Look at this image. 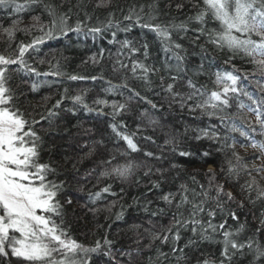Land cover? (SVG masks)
Listing matches in <instances>:
<instances>
[{"label":"trees","instance_id":"trees-1","mask_svg":"<svg viewBox=\"0 0 264 264\" xmlns=\"http://www.w3.org/2000/svg\"><path fill=\"white\" fill-rule=\"evenodd\" d=\"M18 2L22 3L23 0ZM43 3L54 4L59 12L67 13L72 28H75L78 20L86 28L79 33L73 31L66 36L56 34L54 38H46L25 56L27 63L40 73L59 71L64 75L37 76L16 71L18 66H10V86L16 90L18 107L30 118L39 121L35 130L42 138L41 162L50 163L56 169L55 175L50 178L64 182L59 200L64 205V227L69 235L86 246H94L97 240L103 244L105 237L113 242L111 256L104 255L108 251L105 246L100 252L91 254V264H197L198 260L204 258L218 260L222 244L205 241L188 245L189 240L194 239L190 228H181L180 240L176 242L179 248L184 249L183 253H172L171 239L168 243L152 239L157 233L170 237L175 233L174 228L172 233H168L167 229L174 223L176 207L174 204H166L160 197L164 193L177 192L181 184L186 185L189 190L197 191L200 190L199 185L207 187L210 169L216 175L215 183L222 184L225 192H231L234 196L233 201H227V197H223L225 212L217 210L213 223L221 222L228 210L234 211L239 221L228 217V227L235 230L240 224L245 225L238 239L244 241L254 236L264 243V228L260 224V220L264 219L261 216L264 202L255 200L254 194L255 202H251L248 193L242 189L250 179L248 171L241 170L238 176L226 174V161L233 159L235 163L233 152L241 157L248 169L264 167V164L256 163L263 156L261 150L251 147L253 142L264 143V129L257 123V119L252 118L256 113L250 111V107H257L253 100L264 101V76L245 58L237 56L229 61L231 53L209 44L206 35H201L196 41L199 35L196 29L199 25L195 21L188 23L190 30L187 33L173 34L175 42L182 44L183 51L180 54L185 57L179 64L182 71L178 73L177 61L171 52H165L163 43L155 33L123 19L132 7L144 5L145 13H148L151 10L147 6L155 5L157 10L152 14L158 17L156 23L179 24L195 16L200 9L194 5L202 7V0H110L107 5L102 0H43ZM43 3L21 13H10L7 8L0 7V54L14 58L17 45L31 43L34 38L43 35L37 30L39 25L31 27L34 16L40 17V24H49L51 17L45 11ZM98 4L101 6L97 7ZM178 4L183 6L177 8ZM109 18L119 21V28L114 24L95 38L85 34L87 28L103 27ZM13 20L20 21V30L9 41L3 34V28L11 26ZM125 27H129L130 31L124 32L122 29ZM205 27L218 29L219 25L218 22L209 20ZM112 32H116L115 43H110L113 40ZM123 40L132 41L133 46L140 48L135 54L122 50L124 54L119 59L129 65L127 69H119L116 64L117 53L121 51L119 42ZM144 43L148 45L147 59L142 47ZM200 45L204 46L203 49ZM94 54L98 63H93L90 59ZM41 60L44 62L40 63ZM133 60L159 70L150 76V86L146 87L141 80L132 77ZM233 65L242 77L238 86L250 93L252 99L241 94L230 95V106L213 116L200 110L192 112L187 107L181 108L178 103H172L168 93L160 87V77L165 78L166 85L173 82L169 79L170 76L179 75L175 82L176 91L182 94L190 92L187 85L190 79L197 88L210 93L218 90L215 74L218 71H233ZM114 67L117 68L116 71L113 70ZM70 75L85 79L70 80ZM91 77L97 79L93 80ZM125 78L130 87L140 92L141 97H146L157 105L153 109L144 99L133 100L128 110L117 117V122L123 121L126 125L120 131L129 135L135 133L133 140L139 148L136 152L131 151L126 142L119 139L109 127L113 123L112 117L108 115L110 108H104L103 113L87 111L80 105H74L71 99L75 95H83L90 108L98 107L94 103L98 98L122 102L128 95L126 90L120 96L114 92H106L105 89L109 87V82L120 84ZM33 83L39 85L35 90L31 87ZM62 97L65 98L60 108L53 109V105ZM241 103L246 107L241 109ZM49 109L57 115L49 117ZM260 109L264 112V104L260 105ZM145 112L147 116L143 115ZM220 116L231 119L222 123ZM149 117L158 123L150 124ZM233 122L235 127L247 135L232 131ZM200 129L217 132L219 139H196ZM173 136L176 138L175 150L173 145L164 144L166 139ZM147 137H151V140ZM233 145L234 147H230ZM146 152H152L154 156L147 157ZM180 152H187L189 155L181 156ZM128 162L139 167L127 179L101 175L104 171ZM148 168L152 169V173L145 176ZM156 169H161L164 176L161 177ZM251 177H255L264 186L261 172L252 170ZM156 180H160L159 188L152 187L151 181ZM109 185L110 191L101 192L99 199L93 201L90 198V194ZM211 195L215 196V192ZM69 200L70 204L67 203ZM241 202L243 207L239 206ZM186 208H190V205ZM186 208L181 209L184 218H187ZM214 208L215 203L209 201L202 218L206 220L207 210ZM117 214H121L119 219ZM256 229L262 230L256 232ZM126 253H131V256ZM160 253H166L167 257ZM250 261V256L238 257L233 264H250ZM10 264H18L16 258H12Z\"/></svg>","mask_w":264,"mask_h":264},{"label":"snow or ice","instance_id":"snow-or-ice-1","mask_svg":"<svg viewBox=\"0 0 264 264\" xmlns=\"http://www.w3.org/2000/svg\"><path fill=\"white\" fill-rule=\"evenodd\" d=\"M43 3V0H0V7L7 8L10 13H21L26 9L38 7ZM102 3L107 5L110 0H102ZM101 6L98 4L97 7ZM178 4L177 8L182 7ZM43 7L48 15L51 17L48 25L40 24V17H33V25L31 27L43 33V35L36 37L31 43H20L14 50L13 56H5L0 54V264H10L12 258H16L18 264H91V254L100 252L105 246L108 251L104 255L111 256V248L113 242L107 237L103 239V244L100 240L95 241L94 246H86L78 240L72 238L67 229L64 227V205L59 200V193L63 188V181L51 179L54 176L56 169L50 163L41 162L40 153L42 150V138L35 130V125L39 123L33 118H30L24 111L18 107L16 90L10 86L11 75L10 66H18L16 71L39 75H53L61 76L64 73L59 71L51 73H40L37 69L29 65L25 59L30 49H35L42 44L46 38H54L56 34L67 35L68 32L84 31L86 25L80 20L76 22L75 28L69 25V16L67 13H61L57 7L51 3H43ZM151 11L145 13V6L132 7L128 14L123 17L124 20L129 21L142 28L156 34L164 45L165 52H171L172 57L177 61V69L179 64L185 59L180 53L183 51V46L176 43L173 39L174 33H187L190 29L188 23L195 21L199 27L196 31L199 33L196 41L200 39L201 35H206L208 43L215 46L217 49H227L231 56L229 61L237 56L247 59L254 65L256 70L264 76V0H202V7L197 4L194 7L200 10L196 12L195 16L189 17L187 22H180L179 24L169 22L166 24L156 23L158 19L152 13L157 9L155 5L147 6ZM112 14H110V17ZM207 18V19H206ZM88 19H91L88 17ZM218 22V29H208L205 27L208 21ZM146 21V22H145ZM19 20H13L9 27L3 28V34L9 41L13 40L18 28ZM119 28V21H114L109 18L107 24L103 27L87 28L86 35H92L94 38L102 34L107 28L113 25ZM27 30V29H25ZM124 32L130 31L129 27L122 29ZM113 40L110 43L116 42V32H112ZM193 41V42H196ZM121 51H118V59L116 64L119 69H127L128 64H125L119 59L123 55L122 50H127L130 54H135L140 51V48L133 46V42L129 40L120 41ZM144 49L145 59L148 57V45H142ZM203 49V45H200ZM100 57H103V50L100 52ZM93 63H98L97 56L94 54L90 57ZM229 61H226L228 63ZM44 61L41 60L40 63ZM58 67V65H57ZM114 71L117 68L114 67ZM159 70L155 67L142 63L138 60L131 61L132 77L141 80L144 86L148 87L152 84L150 76ZM70 80L85 79L76 75L68 76ZM95 80L97 77H91ZM164 77H160V87L162 91L168 93L172 103H178L181 108L187 107L189 111L200 110L209 116L216 115L218 111H223L229 107L230 95L241 94L247 96L250 100L252 95L242 88L239 82L242 77L238 70L233 65V71L217 72L215 74V84L218 90H213L206 93L205 90L197 88L192 80L187 81L188 88L191 90L186 94H182L175 90V82L179 79V75L170 76L172 83L164 84ZM32 90L39 87L38 84L31 85ZM128 92L124 100H107L96 99L94 103L97 108H90L84 100L83 95H75L71 97L74 105H80L87 111H98L103 113L104 108H110L108 113L112 117L113 123L109 125L112 132L121 140L126 142L127 147L133 151H139L137 144L133 140L132 135L120 131L121 127H126L123 121L117 122V117L126 112L133 100L144 99L153 109L157 107L152 101L147 100L146 97H141L140 92L135 88L129 86L125 78L123 83L112 84L109 82V87L105 89L106 92H114L120 96L124 95V91ZM67 92V89H65ZM206 96V98H204ZM57 100L53 105V109L60 108L63 99ZM199 98V99H198ZM256 108H251L257 116V123L264 129V112L261 111L260 105L264 101L258 102ZM241 109L246 107L243 103L239 105ZM67 111H74V109H67ZM57 113L52 109L48 110V116H56ZM143 115L147 116L145 112ZM44 119V117H42ZM149 123L156 125L158 121L151 119ZM220 121L231 119L230 117L220 116ZM232 131H240L235 127L233 122ZM199 135L196 139L208 138L219 139V134L215 131L207 129H200ZM241 135H247L246 132L240 131ZM151 140V137H147ZM165 145H173L175 150L176 138L173 136L164 141ZM230 147H234L230 146ZM253 148H259L264 154V143L253 142ZM181 156L189 155L187 152H180ZM208 155V153H204ZM145 156L153 157L154 153L146 152ZM233 159L226 161V174L228 176H238L241 170H247L250 179L245 182L242 189L248 193V199L251 202L259 200L264 202V186H261L255 177H251V171L255 170L257 173L264 172V167L248 169V166L242 163L241 157L233 152ZM157 159H159L157 157ZM132 162L123 165H118L110 170L104 171L102 176H114L120 179H127L138 168ZM173 167H176L173 165ZM225 171V169H222ZM160 176H164L161 169H156ZM152 173V169L144 173L148 176ZM208 185H199V191L196 189L189 190L184 184H181L178 191L164 193L162 199L168 205H175L176 212L173 214V225L167 229L168 233H175L170 237L167 234H154L153 240H160L161 243H168L171 239L173 247L171 249L173 254L183 253L184 249L179 248L176 244L180 240V229L190 228L194 239H190L188 245L196 244L197 242H215L222 244L220 251V258L208 259L204 258L198 260L197 264H233L239 258L250 256V264H264V243L259 242L254 236L248 237L244 241L238 239L239 234L244 231L245 225L232 230L228 227V217L233 221H239L236 212L228 210L224 219L219 223H213L216 218L217 210L221 213L225 212V203L223 197H227V201H233L234 196L231 192H225L222 184H216V175L209 170ZM195 183V178L193 177ZM153 188L160 187V180L151 181ZM110 185L101 189V191L90 194V198L95 201L99 199L101 192L107 193L110 191ZM215 192V196L211 193ZM253 194L255 200H253ZM177 197H179L177 199ZM191 197V198H190ZM209 201L215 203L214 209L207 210V219L202 216L206 211V205ZM68 204L71 200L67 201ZM190 208H186L189 206ZM240 207H243L241 202ZM187 210V218H184V212L181 209ZM121 214H117L120 218ZM264 217V212L261 213ZM59 221V223H57ZM262 228H264V219L260 220ZM262 229H256L260 232ZM220 237V239H216ZM185 245V247H188ZM131 256V253H126ZM161 256L167 257L166 253H160ZM186 259V257H185Z\"/></svg>","mask_w":264,"mask_h":264},{"label":"rangeland","instance_id":"rangeland-1","mask_svg":"<svg viewBox=\"0 0 264 264\" xmlns=\"http://www.w3.org/2000/svg\"><path fill=\"white\" fill-rule=\"evenodd\" d=\"M252 116H253L252 118L257 119L256 116H254V115H252ZM263 161H264V154H263L262 158L259 161H257L256 163H257V165H261V164H264ZM261 174L264 178V172H261Z\"/></svg>","mask_w":264,"mask_h":264}]
</instances>
